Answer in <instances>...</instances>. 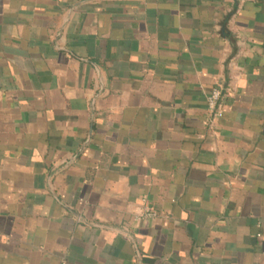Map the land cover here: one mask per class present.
<instances>
[{
	"label": "crops",
	"instance_id": "crops-1",
	"mask_svg": "<svg viewBox=\"0 0 264 264\" xmlns=\"http://www.w3.org/2000/svg\"><path fill=\"white\" fill-rule=\"evenodd\" d=\"M0 264H264V0H0Z\"/></svg>",
	"mask_w": 264,
	"mask_h": 264
},
{
	"label": "built area",
	"instance_id": "built-area-1",
	"mask_svg": "<svg viewBox=\"0 0 264 264\" xmlns=\"http://www.w3.org/2000/svg\"><path fill=\"white\" fill-rule=\"evenodd\" d=\"M223 95V88L221 85L213 88L210 94L207 97V102L209 109L212 113L216 116H221L223 112V107L221 104V99ZM157 215L156 211L152 210L151 208L144 206L141 213L138 214V219H143L146 217H155Z\"/></svg>",
	"mask_w": 264,
	"mask_h": 264
}]
</instances>
